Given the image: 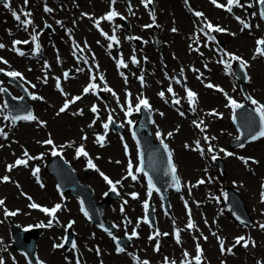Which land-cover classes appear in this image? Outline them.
<instances>
[{
	"label": "rangeland",
	"instance_id": "1",
	"mask_svg": "<svg viewBox=\"0 0 264 264\" xmlns=\"http://www.w3.org/2000/svg\"><path fill=\"white\" fill-rule=\"evenodd\" d=\"M72 1L73 4L70 5V9L66 13L64 25L61 26V29L64 30L65 26L68 27V30L70 29L71 33H75L78 39L84 38V35L87 36L86 32L89 29L90 34L93 35L94 38H97L95 32L91 29V25H89L88 23L89 19L82 18L80 13L83 12L91 16H95L101 13L106 8V6L103 5L101 7H97V2H93V0H80L78 4L79 6L77 8V4H74V0ZM188 1L189 5H191V9L204 13L203 19L206 18L207 20L214 21L220 25L218 17L220 15L221 10L213 7V5L211 4V0ZM220 1L224 3L227 2V0H218V3H221ZM241 2H245V7H239L236 9L237 11L235 12L233 8V13H229L227 11L221 12L222 14H233L234 19L232 20L230 25L221 26L223 28H226L227 32H222V34L218 36V38L223 42V45L219 46L218 44H216L217 42L215 43L214 41H208L206 36H203L204 43L197 41V39L195 38L189 39L192 27L191 25H189V28L185 29V24L183 23V20H180L177 14L179 10H182L184 14L188 16V14L186 13L187 9L184 4L180 2V0H174V2H170V4H164L163 0H154L153 6H155V4L157 3V8L161 17L159 18V20L161 21V26L158 28L157 31H159V33L161 34L163 41L162 46L169 51L166 61L170 64V70L166 67L165 64H163L162 62L159 63L157 61L158 55L155 52V59H152L151 62L155 63L158 68V70H155L156 74H158V84H156L158 79L155 78L153 82L148 81L143 83V87L141 86V84H137L136 86H132L131 88L127 86L131 90V100L133 106L136 102L134 98H136L140 92L146 91V95L151 98V102L152 104H154L156 109L155 131L160 130L161 132H163L162 129H164L168 131V133L173 132L174 134H176V137L172 135L171 137L167 136L166 139L175 151V162L178 167L181 168L180 170L183 174L182 177L186 182L185 183L184 181H182L184 190L189 192V188L191 187V192L198 191L197 194L206 193L207 195L209 191L211 192V187H213L215 193H218L219 191H222L224 187L230 186L233 189L237 190L244 198V200L246 201V206L254 219V230L253 228L251 230L242 228V231L245 232L246 236L251 237V241H255V247L252 243H250L251 252L247 253L246 251H236L235 254H230V257L227 256V252H225L224 254H222L221 251H216L215 254L207 252V257L203 256V264H264V229H261L260 226L257 225V223L260 225L264 224V199H262L261 197V193L264 192L262 187V184L264 185V141H252L249 143V147H247L242 153L235 152L238 155H246L247 157H250L252 159L251 163L248 162L246 164L245 162H238L239 160L237 161L233 158H228L226 160H223L225 164V170L223 173H221L215 161L212 160L211 162L209 160V156H204L203 158V155L200 156L198 154L199 150H195L197 148V145L195 143L197 140H199L202 144H204L205 142L201 141L200 138L197 136L195 131L196 126L191 123V121L194 120H203L204 124L207 125L206 129L204 130V133L208 134V137L212 136L215 138H219V144H214L212 140L211 142L209 141L214 147L215 152L222 147H225V149L228 148L227 145L231 133V137L236 136V131L234 130L233 126L230 125L225 119L229 117L228 115H226L225 118L216 119L213 122L209 120L210 115L207 114V111L212 108H216V111L222 112V110L225 108L226 103V101L224 100L225 96L222 95L220 91L215 92L216 90L214 89H205L197 79L196 83L193 80L194 78H197L200 75L199 71H201L208 77V79L205 80V84L212 83L213 85H220V88H223L224 92H226L228 96L242 100L243 102L247 101L245 95L240 90L238 80L233 75H224L220 63L217 62L221 59V57H223L225 60L229 59L226 58L224 52L218 54V52L216 51L223 50L227 52H235L239 54L240 57L243 58V60L253 62L252 65L250 64V70L253 69L254 66H256V68H259V71L261 72L260 74L262 84H257L256 82H254V73L252 72L253 79L250 78L249 84L246 85L247 93L249 96H251V91L253 90L259 94V92L256 90L257 88L260 91V95H264V68L261 64L262 62L264 63V57L258 56L261 62H259L253 57L249 59V54L255 45L254 40L255 38L260 36L262 25L264 27V23L263 20L258 17V15H252V12L256 13V7L254 8V11H252V7L250 8V10H248L247 5L250 3V1L249 3H247V1L241 0ZM251 2L253 3V6H256L254 0H251ZM66 8L67 6L65 7V9ZM148 8H150V6ZM10 15L11 12L8 10V8L4 7V4H0V44L5 45V47L1 48L0 50V57L3 56L7 58V60H11L10 56H17L15 51L13 50L11 39L17 35L20 36V29L17 28V22L12 19ZM236 16L241 17L246 22L254 24L250 29L252 33H250V31L248 30L244 31V34L247 38L238 37L239 33H241L242 25L235 19ZM137 17L138 16H136V18ZM249 17L255 18L257 23H255V21ZM141 21L145 22L146 18L142 19ZM189 24H191V22ZM256 25H259V27L257 28ZM44 26L45 25L43 22L35 24V29L37 33L43 31L41 33V38L46 35V32L43 30ZM173 28H176L177 31L173 32ZM150 31V33H152V30ZM232 33H235V35H232ZM184 35L187 38H185ZM216 45L217 48L214 49ZM196 48H199V52L194 50ZM67 51L68 46H62L61 54L64 57L71 58V54H67ZM201 53H203V55H201ZM107 60L110 65V60ZM205 64H207V68H205ZM18 68H21L20 64L8 67V69ZM193 69H198L199 71H193ZM175 72H178L181 75L182 80H179V83H177L178 79L175 76ZM109 82L119 92L118 96L120 98V103L123 104L126 109V95L122 93L123 88L114 80H109ZM7 85L18 91L14 85L9 83ZM167 85H174L172 87L173 91L176 94V97L180 100L185 97V89L188 87L192 88L197 93L198 101L195 103V111L193 112L191 110L194 106L189 109L190 113L192 114H186V112H184L180 108H176V105H173V107L172 105H170L169 101L174 104L172 102L173 96L171 93L167 92ZM1 86L2 84H0V87ZM199 86L202 90L198 88ZM248 88L250 93L248 91ZM205 90H207L208 93H205ZM52 91V85L42 86V88L39 89V92L37 90L39 97H43L44 101L34 102V105H36V107L38 108H34V112L36 117L39 118V121L46 122L45 124H43V127L33 128L32 125H26V123H23L19 125V127L12 130L4 129V131L7 132V138L2 135L0 137V145H2V147H0V177L5 175H8L10 177V180L5 184H2V187L0 189V199L5 200V205L0 208V221H3V223H0V238H2L3 241L2 245L7 248L6 253L10 255L11 250L13 254L17 255L16 264L29 263L26 261L25 258L22 257L21 254L15 252L10 248V229L8 227L7 222L11 221L20 226L40 225L38 221L42 220L43 215L39 211L33 210L34 208H30V203H37L39 201L42 203L50 204L58 199H61L64 202L65 209L63 211H60L58 214V220L60 225L42 230V233L39 236V240L37 241L36 245L38 254H40V256H42L43 258L48 259L50 262L51 259H49L47 255L53 254V243L59 244L60 236L64 232V223L67 221L68 218H74L76 215H78L77 201L70 196L63 198L62 194L54 192V179L51 175L45 172V170L42 171V184L45 186L44 188H42L39 182H37L28 174V170H25L22 167L18 168V171L12 169L11 172H9L7 170L6 166L11 164L13 156L18 154L21 149L27 150L30 156L35 155L36 153L48 155L47 152L41 151V148L43 146L48 148L49 150H54L52 145H47L43 143V141L49 138L53 140L55 149L58 150H60L58 147H68V145L71 144L70 150L66 153H63V155L68 158V161L72 165V167H74L79 172L81 180L87 181L93 187V189L96 188L98 193L101 195L102 193L106 192L107 189H103L105 185L98 177V175L100 174L96 171V169L95 171L98 173V175L96 174V172H86L85 163H87L89 157L92 159L93 163L100 169V171L104 172L109 178H117V180L121 181L124 175L123 169L127 171V160L131 159L132 162H134V170L136 166L135 160L133 159V157L135 158L134 154L132 156L125 157L122 152L123 148L121 151V146L118 140H116V142H114L110 146L105 147L106 151L104 149H99L97 146L91 143V134H99V132H102V130L91 132L90 127H87L88 123L91 121L90 116H95L96 114L89 111V106L87 104H77L71 109H68L64 113H60L58 115L57 113L59 112V107L63 102V98H61L59 95L57 98H55V96L51 93ZM161 91L165 93L163 99L155 95L160 93ZM115 100H112V103H109L108 106L114 113V120H118L116 118V115L118 116V118H121V107L117 104ZM106 107L107 102H102L100 104L101 113L99 112V123L96 124L97 129H99V126L102 122L107 121L109 113L105 110ZM196 109L200 110V112H198V115L196 113ZM80 110H82V115H74V113H79ZM121 112L124 113V111ZM181 112L184 113L183 116L180 115ZM160 113H164V115L161 116ZM228 113L229 110H227V114ZM97 115L95 116V118L97 117ZM185 115L188 117L187 120L184 119ZM206 115L208 116V118H206ZM41 118L44 120H40ZM133 118L134 116L131 115L130 119L132 120ZM55 122H57L56 125ZM118 122L121 121L118 120ZM183 123H186L187 127L190 128V133L185 132L181 134ZM192 129L195 131L193 134ZM123 130L124 131L122 135L125 133V127H123ZM85 135L87 136L86 140L82 139V137ZM86 143H89L91 146L89 157H87L86 159L81 158L77 160L70 157L68 152L72 154L74 146L77 148L81 144H83L85 147ZM185 145H188V147H185ZM112 147L116 148V152L109 151V149H111ZM237 148L238 147H236V149ZM180 150L183 152H189L192 155V158L194 159L192 161H188L187 158H185L184 156H180ZM116 161H119L120 163H116ZM253 161L256 162L254 163ZM32 165L33 163L30 164V166ZM248 175L251 179H255L256 184H258L255 189V185H249L250 181ZM201 179H203L205 183L199 184L201 185V187L195 188L197 181ZM97 180L101 182L98 188L96 187L98 182ZM17 185H19V187ZM125 189H123L124 193L126 191ZM13 194L14 198L10 200V197ZM174 194H177V197L172 199L170 206L173 207V216L176 217L177 209L182 212L183 206L180 205V200L184 197V195H178V192H175ZM28 196L32 197L31 201L27 198ZM118 200V198H111L109 201V207L113 206L115 209L116 207L120 209L122 203L117 202ZM209 204L205 207H200L196 210H193L191 213L192 220H199L200 222H202L204 227H208L207 225H209L210 223H212L213 227V216L216 215V200H214L213 205ZM5 207L10 211H15L19 209V212L13 217L5 218ZM118 214L119 216H121L119 212ZM80 217L81 218L78 219L72 227L74 231V237L76 238V243L79 242L80 244V247L78 248V254L81 256V258H83V260L87 264H101V262H103V264H107V262L104 263V261L101 260L102 257H99L96 252L94 253L93 249L99 248L100 253L102 251L103 256L107 255V252L109 250L113 251L114 247L113 245H111L112 242H110L109 239L104 237V234L100 230L96 229L81 215ZM169 217L172 216L166 215L161 211L157 228H160V220ZM205 220L208 221L207 224H205ZM219 220L220 224L218 226L221 232L226 233L227 231L225 227L227 226L225 225V219L222 218ZM141 227H144L147 230V239H145V236L142 237V239L145 240L144 243L141 245V249L145 253L142 256V259L146 260V257L144 255L155 254V256L152 258V261H162V259L168 258L172 261H176L179 264H183L185 259H187L191 262V264H195V262L191 259L194 258V256L192 255L193 251L190 250L191 253L188 252V245L187 247L182 246V244L179 246L178 244L173 243V239H169L164 240L161 250L156 251V247L154 248L153 242H150L149 245L146 243V240L152 241L149 240L148 235H150L151 232L153 233L155 228H149L146 226L148 228L147 229L145 226ZM115 235L119 236V234ZM206 235L207 244L214 245V240L213 238H211V234ZM104 241H108V243L104 244ZM184 251H187L189 253V256L187 258L184 257ZM4 252L5 251H2L0 255ZM87 253H91L93 258L88 259L86 257ZM58 254L59 255L54 258V264H73L71 257L67 256V254L65 253L64 247L59 251ZM94 254H96V256L98 257H96ZM133 254L137 257L140 256L136 252H134ZM65 258H69L70 262L66 261ZM9 262L10 260H8L6 264H9ZM108 263L122 264L120 259L109 260Z\"/></svg>",
	"mask_w": 264,
	"mask_h": 264
},
{
	"label": "snow or ice",
	"instance_id": "2",
	"mask_svg": "<svg viewBox=\"0 0 264 264\" xmlns=\"http://www.w3.org/2000/svg\"><path fill=\"white\" fill-rule=\"evenodd\" d=\"M116 2H117V0H111V5L113 7H111L110 11L108 13H106L105 16L97 18L94 21L95 22V26L98 29H100V21L101 20L112 21L115 17L120 16V13H118L115 10V8H114V5L116 4ZM187 2H188V0H185V3H187ZM3 3H4V7L9 8L11 10L12 16L20 23L21 26L24 27L25 30H27L29 26H33V30L35 31L34 21L31 19L32 13L30 11L23 10L22 13L18 14L16 10L11 9L10 0H3ZM141 3L147 9L150 4L154 3V0H141ZM211 3L214 6H217V7L225 9L229 13H231L233 11V7L234 6L235 7H241V8L245 7V5L241 3V0H227L226 4L218 3V0H211ZM254 3L259 6V17L261 19H264V0H254ZM24 4L27 5L28 4V0H24ZM247 7L248 8L253 7V3L250 2L247 5ZM44 10H45V12H51L52 11V9L48 8L47 6H45ZM129 11H131V4H129ZM149 14H150L151 19H152V24L144 25L143 26L144 28H151L153 26V24H155V22H156L154 9H152L149 12ZM22 15H23V17H25V19L21 18ZM82 15L88 16L89 14L83 13ZM132 15H135V13L133 12ZM193 15H195L197 18L204 17V13L200 12V11H193ZM252 15L255 16V15H257V13H252ZM89 18H91V17H89ZM235 19L242 25V28H241L242 32L245 29H251V27H252L251 23L246 22L245 20H243L239 16H236ZM57 23H61V22L58 21ZM45 27H51V26L46 24ZM119 27L120 26L117 25L115 28H113V34L112 35H109L107 32H103V30L100 29L101 30V34L103 36H105L110 41V43L108 45L109 49H111L113 47V43L119 44V42H120L118 37L115 35L116 28H119ZM256 27L258 28L259 25H256ZM205 29H207L208 31H205ZM68 31H69V33L71 32L70 29ZM172 31L176 32L177 29L173 28ZM213 31L222 33V32H227V29L223 28V27H221L219 25H213L211 23V21H208L205 18L203 26L200 27V32L203 33L207 37L208 41H214L216 38H215V36L211 35V32H213ZM232 35H235V33H232ZM128 39H132V37H128ZM135 39H140V38L139 37H135ZM31 40H32V42H36L35 43V52L38 53L40 51V48H41V45L37 42L38 41V36L37 35H33L31 37ZM198 40H199V37L197 36V41ZM21 43L28 44L29 41H27V40H25V41H19V40L13 41V50L16 51L19 55L23 56V55H25V53L23 51H21L19 48L15 47L16 45H19ZM256 44H257V47L255 49V53H254V57L253 58H255L256 55L264 56V37L259 38L257 40ZM205 46H207V45H205ZM4 47H5L4 44H0V48H4ZM74 48L78 49L81 53L84 50V49L80 48V46L77 45V44H74ZM194 50L199 52V48H196ZM73 55H76L75 51L73 52ZM201 55H203V53H201ZM225 56H229L231 59L230 60H225L223 57H221V59L218 60L217 62L224 64L226 66V71L230 72L233 75L235 74L233 69H232V62L233 61L239 62V66H240V69L242 71L246 70L249 67L248 62L243 60V58L238 56V55L225 52ZM78 59H83V62L85 64L88 63V59L86 57H82L81 56V57H78ZM93 59H95L94 55H93ZM130 59H131L132 64H134V65L139 64V61L137 60L135 55H133ZM0 62L4 63L6 65L8 64V61L4 60L2 57H0ZM116 63H117V67L118 68H120V67L127 68L128 67V65L124 62L122 56H121L120 59H118L116 61ZM45 67H48L47 62H45ZM96 68L97 69L99 68L98 64L96 65ZM205 68H207V64H205ZM77 71H83V69H77ZM89 71L91 72V69H89ZM193 71H197L198 72L199 70L198 69H193ZM0 72H5V70L0 68ZM182 72H183V70H182ZM5 74L8 77H11V78H19L21 80L24 79L22 73H20L19 71H8ZM63 75H64L65 79H67L69 77V73L68 72H65ZM121 75L123 76L124 74L121 73ZM202 76H203V73H200V75L197 77V79H200ZM245 77L248 78L246 71H245ZM99 79H100V81H104L103 90L112 93L113 97L116 99L117 104L120 105L121 110L125 112V116L126 117H130L133 114L134 111L135 112H140L142 108L143 109H150L151 108V105H150L148 99L144 98L142 96L137 97V103L133 107L132 100H131V95L132 94L130 92H126L127 108L125 109V106L120 103L119 96L113 91V89L111 87L107 86L105 78H104V76L102 74L99 76ZM124 79H125V83H127V77H124ZM138 79L141 81V85L143 86V83H144L143 74H141V76L138 77ZM56 80H57V83H56L57 89L60 90L61 92H63V89L61 88V85H60V78L57 77ZM95 80H96V76L95 75H91L90 76V83L86 87H84V89H83V93L84 94H88L90 91H94L95 89H97L99 87V85L94 82ZM44 82L47 83V75H45V77H44ZM2 83L3 82H0V84H2ZM177 83H179V80H177ZM32 87L35 88V85H32ZM206 87L217 88L220 92L224 93V95L226 96V98L228 100V103L225 105L226 107H231L233 109H241V108L244 107L243 104L238 103L231 96H228V94L226 92H224V89L220 88L218 85H213L212 83H208V84H206ZM6 91H7L6 88L0 87V93H4ZM167 92L172 94V96H173V101L172 102L174 104H179L180 103V99L176 97V94L174 93L173 88L171 86L168 87ZM186 93H187V99H188L189 104L190 105H194L196 103L197 93L192 91V90H190V89H187ZM158 95L163 99L164 96H165V93L163 91H161L160 93H158ZM32 98L33 99H41V100L43 99V97H39V96H36V95H33ZM19 99H22V97L19 98ZM80 99H82V96H75L71 100L65 99V102H64L63 106L60 107L59 112L57 114L59 115L60 113H64L66 110L69 109L71 104L75 103L76 101H79ZM247 99L250 100L252 105L256 106L254 110L259 116V124H260L259 131L256 132V133H253L251 135V139L252 140H256V139H258L260 137H264V103H260L259 101H257L256 99L252 98L251 96H248ZM165 102H167V101H165ZM8 107H9V105L5 101V103L3 104V109H7ZM3 109H0V112H2ZM191 110L194 112L195 108L193 107ZM91 111L93 113H97L98 114V108H97V106L95 104L92 105ZM75 114H81L82 115L83 113H82V110H80L79 113H74V115ZM160 115L163 116L164 113H160ZM180 115L183 116L184 113L181 112ZM209 115H221V114H219L215 110H213L211 113H209ZM3 118H4V120L10 121L13 126L18 121H36V120H38V117H36L31 111L27 112L26 114H11V115L10 114H4ZM97 119H99V115H97ZM95 122L96 121L94 120L92 122V124L89 125V127H92L95 124ZM45 123L46 122H44V121H40V124H42V125L45 124ZM112 123H114V120H113L112 113L110 112L109 115H108L107 121L103 122V124H102V127L105 129V133L103 135L97 134V136H96V143H98L101 147L104 146L105 138H106V135H107V131L109 130V127H110V125ZM127 123L129 125H132L134 122L131 119H128ZM153 123H154V121H153ZM192 123L197 128H200L201 131H204L206 129V127H207V125L204 124L203 120H200V121H195L194 120V121H192ZM254 123H255L254 121H248V123L246 124V127L251 128ZM122 126L123 125H121V127ZM0 135H2L5 138H7V132H5L4 128H2V127H0ZM156 135H157L158 138H161L162 134L158 131L156 133ZM172 135H173L172 132L167 133V136H169V137H171ZM135 136H136V133L133 131V137L135 138ZM82 139L86 140L87 136L86 135L83 136ZM214 139H215V137H208L207 135L204 136V140L206 142H209V141L214 140ZM239 139H240V137L238 136L237 140H239ZM43 143L47 144V145H52L53 149H55V145H54L53 140L51 138L43 141ZM161 143L163 145L164 151H166L167 154H168V168H169V173L171 174V178H172L173 184L177 187V191H179L180 190V187H179L180 180H179V177L177 176L176 165L172 162V153H171V151H169L168 145L163 142V139H161ZM195 143L197 145V148L195 150H199L201 155H203L204 154V150L202 148H200V141L197 140ZM68 146L70 147L71 144H69ZM0 147H2V145H0ZM124 147H125V151L127 153V144H125ZM185 147H188V145H185ZM239 147H241V148L244 147V144L243 143L239 144ZM61 148H63V146H61ZM207 151L209 153H215V149H214V147L212 146V144L210 142L208 143ZM219 151L220 152H225V154L228 155V156L234 155L232 152H226V150H224L222 148L219 149ZM23 155L27 159L18 158L15 161L14 164L8 165L7 166V170L9 172H11V170L13 168H15V167L27 166L29 160L39 158V157L30 156L29 153L27 152V150L24 151ZM52 155H58V153L55 150H53ZM76 155H77V158H79L80 156L89 157V153L85 150V147H84L83 144H81L79 147L76 148ZM217 158H218V154H213L211 156V159L213 161H215ZM138 159H139V164L135 166V170H134V165H133L132 160L129 159L128 167H127V175L125 177H122V180L123 179H128L130 177L132 181H137L138 178H139V174H143L144 177L147 180V185H148L147 197H148V199H145L143 201V207H144L145 213H146L145 216L143 218H138V220L136 221V227L133 228V230H132L130 235L127 233V231L125 232V235L128 237L129 240H131L133 237H138L139 234L136 231V228H139L141 222L147 223L149 225V227H152V222L149 219V214H148V209L150 207L149 200L151 199L154 190L156 192L160 191V189L156 187V184L153 181V177L151 175H149L147 171H145L144 159H143V153L142 152H138ZM241 159L246 164L248 163V159H245L243 157H241ZM253 162L255 163L256 161H253ZM116 163H120V162L116 161ZM87 166L89 168H94V169H96L97 172H99L101 177H103V179L107 182V184H109L111 186L110 187L111 191L117 192V185H121L122 186V181L121 180L113 181L112 179H110L104 172L100 171V169L93 163V161H92V159L90 157H89V159L87 161ZM39 171H40V169L38 167L33 170V175L37 176V178H38ZM169 173H166V175L169 174ZM9 180H10V177L8 175L0 177V181L8 182ZM203 183H205V181L203 179L197 181V185L203 184ZM17 186L19 187V185H17ZM41 186L43 187V185H41ZM189 192H191V187L189 188ZM117 194H119V193L117 192ZM25 195H27V194H25ZM105 195H107V193H105ZM129 195L133 199H138L139 198V194L136 193V192L129 193ZM261 197H262V199H264V192L261 193ZM27 198L30 201L32 200V197H30V196H28ZM163 199H164V197L161 196V200L162 201H163ZM127 203H128L127 200L123 201V203L121 205V208H120V211L122 213L124 212V205H126ZM81 204L83 205V201H81ZM4 205H5V200L0 199V206H4ZM29 207L30 208H34V209H39V210H41L43 213H45L49 217V219L47 221V225H44L42 223V224L38 225L39 227H45L46 226V227L51 228V227L54 226V223L55 224L59 223V220H58V217H57V213L62 209L63 206L58 203V204H55L54 206H52L51 208H49V207H46V206H42V205H40L38 203L32 202V203L29 204ZM162 207H163V204H162ZM185 207L188 208L187 201H185ZM81 211L83 212V214L86 217L90 218L89 211L87 209L82 207ZM18 212H19V209L15 210V211H10L6 207L4 208V216H5V218L10 217V216H15V215L18 214ZM165 214H167V209H165ZM188 216H189V219H188V222L186 224V228L189 229V230L196 228L195 223L191 219V210L190 209H188ZM125 221H126L125 227H127V224L132 223V221L128 220L127 217H125ZM0 223H3V221H0ZM74 223H75V221H70L67 224L66 229L67 228H71ZM207 223H208V221L205 220V224H207ZM173 224H175V221H173ZM114 226L115 227H119L118 225H114ZM101 227H103V225H101ZM260 228L264 229V224H261ZM104 231L107 232L108 235L110 237H112V239L116 242V252L117 253L124 252L125 248L121 246L120 239L118 237L114 236L110 229L104 228ZM160 235L167 236L168 233H161L159 231V229L156 228L154 230L153 234L149 236V240L156 239V241H157L156 248H155L156 251H159V241H158L157 238ZM212 235L216 236V239L219 242L220 251H221L222 254H224L225 252L231 253L232 252V248H234L236 245H240L241 243H242V245L244 247H248L249 242H251L253 244V246L255 244V241H251L250 237L246 239L244 236H239V237L235 238V244L232 247L226 249L225 248V240L223 238H221L220 236H218L215 232H213ZM175 238H176V242L179 244L181 242V240H180V229H176L175 230ZM194 239H195V237H194ZM203 239L207 240V236H204ZM2 243H3L2 238H0V244H2ZM64 243H67V239H65ZM64 243L55 244L54 248H63L64 247ZM71 247H72V249H76L77 248V243H76L75 240L71 241ZM0 251H7V248L6 247L0 248ZM196 252H197V255L194 257L195 264H201L203 250H202L201 245L199 244V242L196 243ZM96 253H97V255H100V249L99 248L96 249ZM25 255H27V254H25ZM188 256H189V253L187 251H185L184 252V257L187 258ZM137 260H138V258H137ZM13 261L15 262V258L14 257H13ZM0 264H5V259H4V257L2 255H0ZM29 264H31V261H29ZM39 264H44V262L40 261ZM76 264H80L79 257L76 260ZM101 264H103V262H101ZM138 264H150V262L148 260H143L142 262H140L138 260ZM164 264H169L168 258H165ZM171 264H175V261H172ZM183 264H191V262L188 261L187 259H185Z\"/></svg>",
	"mask_w": 264,
	"mask_h": 264
},
{
	"label": "bare ground",
	"instance_id": "3",
	"mask_svg": "<svg viewBox=\"0 0 264 264\" xmlns=\"http://www.w3.org/2000/svg\"><path fill=\"white\" fill-rule=\"evenodd\" d=\"M100 3H99V2ZM164 1V4H170V2L171 3H173L174 2V0H163ZM251 1V0H250ZM96 2L98 3V5H100V4H102L103 3V0H96ZM177 14H178V16H179V18H180V20H183V23L185 24L184 25V27H185V29H187V28H189V22H188V20H187V16L184 14V12L182 11V10H179L178 12H177ZM234 18L232 17V16H229V14L227 15V16H220L219 17V21H221V22H223L224 24H226V26H228V25H230L231 24V22H232V20H233ZM197 23H199V22H201V21H199V18H195L194 19ZM250 33H252L251 31H250ZM238 37H241V38H247L246 37V35L244 34V31L242 32L241 31V33H239V35H238ZM92 38L94 39V37L92 36ZM0 50H1V48H0ZM242 51H243V49H242ZM254 53H255V50L253 51V52H250V54H249V59L251 58V57H254ZM102 59H103V62H104V64L106 65V67H108V65H109V62H108V60H106V58L105 57H103V55H102ZM75 69H83V67L82 66H80L79 64H77V63H73V66H71V71H72V73H75ZM112 70H110V69H108V73L109 72H111ZM253 73H254V82H256L257 84H262V79H261V72L259 71V69L258 68H256V66H254L253 67V71H252ZM78 73L80 74V71H78ZM156 77V75L155 74H153L152 76H150V79L149 80H147V79H144V83L145 82H148V81H151L152 82V80L154 79ZM81 79H86L85 78V75H83V76H81L80 78H79V80H81ZM34 82V84H35V87H37V83L35 82V81H33ZM69 86H70V83L68 84ZM202 90V89H201ZM257 90V89H256ZM258 91V90H257ZM259 92V91H258ZM205 93H208V91L207 90H205ZM260 93V92H259ZM52 94L54 95V96H56L57 97V93H55V92H52ZM79 96H82V99H86V98H89L90 97V92L88 93V94H84V93H81L80 92V94H79ZM260 102L261 103H264V95L263 96H260ZM78 102V101H77ZM176 107H178V108H180L181 110H183L184 112L186 111L185 109H183V105L182 104H177V106ZM153 107L151 106V110H152V114H153V116L155 117L156 116V111H155V108H153ZM198 112H200V110L199 109H196V113H197V115H198ZM176 117V116H175ZM177 118H178V116H177ZM185 120H187V116L184 118ZM183 120V119H182ZM182 120H180V121H182ZM177 121H179V120H177ZM57 124V122H55V125ZM89 126V125H88ZM182 126V125H181ZM153 130V129H152ZM162 134L164 135V137L166 138L167 137V133H168V131H166V130H164V129H162ZM196 131V134H197V136L200 138V139H203L204 140V133H203V131H201V130H195ZM193 129H192V134L195 132ZM185 132H187V133H190V128H188L187 127V125H186V123H183V126H182V130H181V134H183V133H185ZM173 133V132H172ZM173 136L174 137H176V134H174L173 133ZM157 139H163V141L165 140L164 138H162V136H161V138H158V137H156ZM167 141V140H166ZM165 142V141H164ZM168 142V141H167ZM165 142L167 145H168V148H169V150L171 151V153H172V157H173V159H175V157H174V155H175V151H173V147L171 148V145H170V143L168 142ZM212 142H214V143H218V141L216 140V139H214V140H212ZM105 151H106V149H104ZM109 151H113V152H116V148L115 147H112L111 149H109ZM179 155L180 156H184L185 158H187V160L188 161H192L194 158H192V155L189 153V152H183V151H181L180 150V153H179ZM197 157V156H196ZM186 161V160H185ZM181 163H182V161H181ZM176 168H177V173H178V175H179V179H180V181H182V177L180 176V173H181V168L180 167H178V165L176 166ZM183 169V168H182ZM249 176V175H248ZM97 181H99V180H97ZM249 181H250V184L249 185H255L254 186V189H255V187H257V185L258 184H256V181H255V179H251L250 178V176H249ZM100 182V181H99ZM124 184H127V183H124ZM195 196V198H198L199 200H201L202 201V204H206L207 203V201H206V198H205V196H204V194H198V195H194ZM189 197H190V200H192V198H193V196H191V195H189ZM12 198H14V194L13 195H11V197H10V200L12 199ZM136 202V201H135ZM135 202H132V205H135ZM178 210V209H177ZM107 211L109 212V209H107ZM109 215H110V217L111 218H116V219H118L117 218V215H116V212H113V211H110L109 212ZM177 217L180 219L181 217H182V213H177ZM108 219V218H107ZM109 220V219H108ZM118 226L119 227H117L118 228V231L120 232V230L122 229V223H119L118 224ZM184 235H186V232L185 231H183L182 232ZM142 241L143 240H141L140 242H139V244L140 245H142ZM108 243V241H104V244H107ZM138 250L140 249L139 248V245L138 244H135L134 245ZM213 251H215V249H214V247H213V249H212ZM59 254L57 253V252H54L53 254H48L47 255V257L49 258V259H51V262L52 263H55V261H54V258H56L57 256H58ZM86 257L88 258V259H91V258H93V256H92V254L91 253H87L86 254ZM105 257H108L107 255H105ZM110 257H111V259L110 260H119V259H124L125 258V255L124 254H122V255H120V256H116V255H113V254H111L110 255Z\"/></svg>",
	"mask_w": 264,
	"mask_h": 264
},
{
	"label": "water",
	"instance_id": "4",
	"mask_svg": "<svg viewBox=\"0 0 264 264\" xmlns=\"http://www.w3.org/2000/svg\"><path fill=\"white\" fill-rule=\"evenodd\" d=\"M139 125L143 126L146 123L143 120H140ZM142 149L144 152L150 154L149 155V165L147 169L156 176H159L161 179H166L169 174L168 173V156L163 151V149L157 145L150 144L144 137L140 140ZM164 173V174H163Z\"/></svg>",
	"mask_w": 264,
	"mask_h": 264
}]
</instances>
